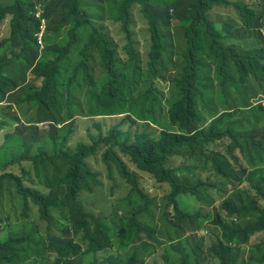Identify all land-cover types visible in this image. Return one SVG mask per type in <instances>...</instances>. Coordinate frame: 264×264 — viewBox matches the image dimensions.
<instances>
[{"label": "rangeland", "instance_id": "rangeland-1", "mask_svg": "<svg viewBox=\"0 0 264 264\" xmlns=\"http://www.w3.org/2000/svg\"><path fill=\"white\" fill-rule=\"evenodd\" d=\"M30 1L42 15L48 8L53 14L59 13L70 2ZM13 2L14 0H0V5ZM80 2L90 21L121 45L119 51L122 61L117 67L122 74L124 87L120 100L111 109H105L99 104L98 96L107 81V73L95 49L88 51L91 78H87L81 69L76 72V67L82 60L81 50L90 33L89 26L81 28L77 43L61 61L57 74L61 108L56 121L61 122L64 117L68 119L72 116L71 121L67 122L73 127L66 134L67 136L70 133L67 148L74 150L79 141L92 143L101 132L107 136L113 126H118L122 131L121 140L141 132L157 136L162 129L181 131L178 124L172 123L169 109L181 97L178 80L185 67L183 53L187 43L184 32L193 8L191 1L154 0L149 4L156 16L165 47L157 74L148 72L151 42L148 23L138 5L131 8L130 30L137 56L136 62H131L123 50L126 36L116 20L119 0ZM210 17L223 35V44L235 45L241 53L264 55V0H228L227 4L215 6ZM9 21L10 17L0 21V42L10 38ZM70 29V26L62 28L56 34L49 33L47 29L42 45L37 41L25 45L21 37L16 35L0 46V60L4 56V62L9 60L8 65L0 67V73L10 82L4 89L5 94H0V164L4 161L5 152L17 150L9 136L13 135V139L18 140L21 131L20 136L31 141L32 151L43 145L47 146L48 133L56 124L53 121L37 122V105L27 97L38 90L42 80L35 78L31 69L45 50L62 49L66 46ZM230 70L238 77L237 69L232 63ZM201 89L199 108L206 126L223 113H228V118L221 126L226 125L225 122L236 124L235 128L244 134L264 125V111L258 106L264 105V82L251 76L248 84L244 86L231 82L224 86L217 67L210 64L203 70ZM13 90H17L15 93L18 97L26 100L19 105L14 102L12 104L7 96ZM64 133L65 131H61V134ZM107 147L102 143L94 154L87 157V163L98 173L100 182L91 191L81 192L80 198L86 210L101 218L107 225L112 246L101 252L68 257L65 260L67 264H108L106 260L109 256L126 260L134 252L138 254L140 264H183L184 261L186 264H197L198 258L203 264H221L209 252L211 245L220 237L230 241V237L224 234L223 228L216 222L218 216L233 226H240L256 220L260 214L257 207H264V154L258 155V162H251V165L246 161L249 168L246 175L238 180L224 177L214 168L210 150L212 148L226 153L224 147L214 144L209 147L208 152L202 153L201 145L197 144L193 148H181V152L168 162V166L175 168L182 181L191 185L203 184L199 191L204 198L191 193L179 196L181 206L197 215L196 220L190 222L196 223L194 230L192 227L190 231L174 227L169 216L175 211L166 197L170 185L159 183L148 172L139 171L131 157L116 146V151L128 166L141 174V185L152 195L149 209L134 215L145 206V201L120 175L113 162L110 168L103 162V153ZM235 165L239 171L241 165ZM22 168L31 169L34 185L44 188L45 179L54 174H64L67 164L57 160L46 164L38 163L34 167L26 161L21 165L8 167L9 170L18 172ZM257 185L261 187L257 188ZM56 190L62 194L64 188L56 187ZM229 200H233L241 210L229 213L223 207V203ZM50 212V221L42 219L37 207L32 204L28 215H24V204L14 183L8 179L3 182L0 189V242L10 235L26 238L18 244L19 258L11 263L1 264L55 262L57 255L53 244L66 243L73 234L63 212L54 207ZM133 216L147 229L152 230V235L144 230H135V226L131 224ZM75 240L86 247V242H82L80 235ZM231 243L236 245V253L247 264H264V233L253 235L249 244L242 243L237 237L232 238Z\"/></svg>", "mask_w": 264, "mask_h": 264}, {"label": "trees", "instance_id": "trees-1", "mask_svg": "<svg viewBox=\"0 0 264 264\" xmlns=\"http://www.w3.org/2000/svg\"><path fill=\"white\" fill-rule=\"evenodd\" d=\"M69 1V6L59 13L53 14L50 8L43 13V17L48 22V32L51 34H56L60 29L70 26L69 41L62 49H48L43 52L31 69L33 76L42 80L41 86L27 97L37 105V122L53 121L56 126L48 133L47 146L43 145L36 151H32L33 145L30 140H24L20 136L22 131L18 135V140L13 139V135L9 136L17 150L5 152L4 161L0 164V189L7 179L14 183L24 204V215H28L29 207L34 204L40 217L47 221L51 219L50 209L52 207L63 212L67 217L73 237L66 243H54L53 248L57 255L55 262L46 264H67L65 260L68 257L101 252L112 246L107 225L102 222L101 218L87 211L80 198L81 192L91 191L100 182L98 173L86 161L87 157L96 152L98 145L104 143L108 146L103 153V162L106 166L110 168L111 162H113L120 175L144 199L145 206L138 209L134 215L149 209L152 195L141 185V174L128 166L116 151V146L131 157L139 171L148 172L159 183L170 185L166 197L175 213L169 216V221L174 227L182 228L185 231H190V227L194 230L196 223L190 222H194L197 215L181 206L179 196L191 193L204 198V195L199 191L203 184L191 185L182 181L175 168L168 166L169 160L179 154L181 148H193L200 144L202 153H206L209 147L214 144L221 145L226 153L212 148L210 150L214 168L218 174L238 180L246 175L251 162H255L258 155L264 154V125L244 134L238 131L237 127L235 128L236 124L225 122L226 125L221 126L222 122L228 118V113L214 118L207 126L200 113L199 97L202 95L203 70L210 64L217 67L224 86L229 82L244 86L248 84L251 76L259 82H264V55L241 53L235 45L226 46L223 44V35L216 22L210 17V12L215 6L227 4L228 0H189L193 4V8L184 32L187 43L183 53L185 67L178 80L181 97L169 109L172 123L178 124L182 128L181 131L162 129L157 136L141 132L133 137L130 136V138L128 135L121 140L122 131L117 128L118 126H113L107 136H104L100 131L101 133L92 143L79 141L74 150L68 149L70 133L67 136L66 134L73 127L67 122L71 121L72 116L70 115L68 119L64 117L60 120L61 122L56 121L61 108L59 102L61 92L57 74L61 61L67 57L77 43L78 31L81 28L89 26L90 33L81 50L82 60L76 67V72L81 69L87 78H91L88 51L91 48L95 49L99 54L102 67L107 73V81L98 96L99 104L105 109H111L120 100L124 87L122 74L117 67L122 61L121 45L90 21L89 15L82 10L80 0ZM153 1L119 0L116 20L121 32L126 36L124 53L129 61L136 62L137 56L133 48V35L130 30L131 8L137 5L140 7L141 13L148 23L151 42L148 53V72L157 74V67L165 47L156 16L149 7ZM35 14L36 6L30 0H14L12 4L0 5V21L10 17L11 30L10 38L2 40L0 46L12 40L16 35L21 37L25 45L36 42L35 34L39 32L40 24ZM5 57L0 60V67L9 64V60L4 62ZM7 59L10 58L7 57ZM230 63L237 69L238 77L231 72ZM9 83L8 79H5L0 73V94H5L4 89ZM17 90L10 91L7 99L11 103L19 105L26 99L18 97V94L15 93ZM258 106L264 111V105ZM251 122L253 123V121ZM61 131H65V133L61 134ZM57 160L67 164L66 171L62 175L54 174L47 177L44 188L34 185L31 169L22 168L21 172L8 169L9 166L21 165L26 161L35 167L38 163L46 164ZM246 161L249 162V165L246 164ZM235 164L241 165L239 171ZM56 187H63V193H58ZM258 187L261 186L257 185ZM259 189L262 191L261 188ZM223 207L229 213L241 210L237 208L233 200L225 201ZM257 209L260 212L258 218L240 226H233L218 216L216 222L221 225L224 234L230 237V241L223 237L215 241L209 249L212 257H216L221 264H247V261L240 259L236 253V245H233L231 240L237 237L242 243L249 244L253 235L264 233V207H257ZM131 224L137 231L144 230L149 235L153 233L152 230L138 222L134 216ZM79 235L82 242H86V247L75 240V237ZM25 238V236L10 235L5 241L0 242V264L11 263L19 258L20 252L17 247ZM139 260L138 254L134 252L126 260L109 256L106 261L108 264H140ZM183 264H186V261ZM197 264H203L199 258Z\"/></svg>", "mask_w": 264, "mask_h": 264}, {"label": "built area", "instance_id": "built-area-1", "mask_svg": "<svg viewBox=\"0 0 264 264\" xmlns=\"http://www.w3.org/2000/svg\"><path fill=\"white\" fill-rule=\"evenodd\" d=\"M37 17L40 18V13L37 14ZM45 31H46V21L43 18H41L40 33L37 35V40L39 45L42 44V38L45 34Z\"/></svg>", "mask_w": 264, "mask_h": 264}, {"label": "clouds", "instance_id": "clouds-1", "mask_svg": "<svg viewBox=\"0 0 264 264\" xmlns=\"http://www.w3.org/2000/svg\"><path fill=\"white\" fill-rule=\"evenodd\" d=\"M38 13H39V12H37V10H36V14H35V16H36V18L39 20V24L41 25V18H43L45 21H46V19L43 17L42 14H40V18L37 17V14H38ZM40 25H39V32H37V33L35 34V38H36L37 43H38L37 35L40 33ZM46 30H47V24H46ZM45 32H46V31H45ZM41 45H42V44H41Z\"/></svg>", "mask_w": 264, "mask_h": 264}]
</instances>
